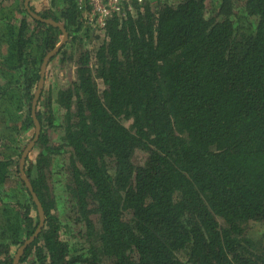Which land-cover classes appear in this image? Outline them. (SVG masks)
<instances>
[{"label": "trees", "instance_id": "16d2710c", "mask_svg": "<svg viewBox=\"0 0 264 264\" xmlns=\"http://www.w3.org/2000/svg\"><path fill=\"white\" fill-rule=\"evenodd\" d=\"M51 2L68 37L25 159L39 231L20 159L64 32L0 4V264L31 236L17 264H264V0H123L105 39ZM58 56L75 78L45 100Z\"/></svg>", "mask_w": 264, "mask_h": 264}, {"label": "water", "instance_id": "95a60500", "mask_svg": "<svg viewBox=\"0 0 264 264\" xmlns=\"http://www.w3.org/2000/svg\"><path fill=\"white\" fill-rule=\"evenodd\" d=\"M30 1L31 0H25V6L27 8V10L30 12V14L38 19V20H43V21H46L48 23H52L54 25H57L59 26L63 32H64V35L62 37V40L61 42H59L57 44V46L50 50L46 56L44 57L43 59V63L41 65V71H40V78H39V81H38V85H37V89L35 91V94H34V99H33V102H32V114H33V117H34V120H35V124H36V132H35V136L30 140V142L28 143V145L25 147L23 153H22V156H21V159H20V173H21V177L22 179L25 181L27 187L29 188L30 192L32 193L33 195V198L35 200V202L37 203L38 205V208H39V213H40V227L43 225L44 223V210H43V207H42V204L38 198V196L36 195L34 189H33V185L28 177V175L26 174L25 172V169H24V166H25V159L26 157L30 154V152L32 151V148L33 146L35 145V142L36 140L38 139V136H39V132H40V122L36 116V107H37V103H38V100H39V97H40V94H41V91H42V88L44 86V83H45V74H46V70H47V64H48V61L50 60V58L56 54L59 50L60 47H62V45L64 44V42L66 41L67 37H68V32L65 28V26L62 24V22H58L54 19H51V18H44L42 17L41 15H39L37 12L33 11L30 7ZM40 227L38 228L40 230ZM38 230V231H39ZM33 239V236L28 239L16 252V255H15V258L13 260V263L12 264H17L22 253L24 252V249L26 248V246L28 245V243Z\"/></svg>", "mask_w": 264, "mask_h": 264}, {"label": "rangeland", "instance_id": "374dc122", "mask_svg": "<svg viewBox=\"0 0 264 264\" xmlns=\"http://www.w3.org/2000/svg\"><path fill=\"white\" fill-rule=\"evenodd\" d=\"M0 4H1V0H0ZM30 4L35 8V10L43 11L47 7H49L50 0H31ZM92 33L94 35L100 36L101 37L100 39H105L103 37V35L101 33H99V31H97V30H95V31L92 30ZM100 39L99 38L98 39H94V38L90 39L89 42H87L89 45L88 46H81L79 49H77V53L78 52L81 53L84 50H89L91 60H92V62H94L93 53H94V50L96 49L95 45L101 41ZM68 48H70V47H68ZM58 62H59V56L56 57L53 60L52 65H50V67H48L49 70H48V76H47V84H46V90L44 92V99L45 100L50 96L54 98L56 96L57 91L60 88L67 86L75 78V72H74V66L75 65H73L71 67L72 71L70 72L68 66H66V63L62 65V64H59ZM98 83H99L100 88L103 89L104 88L103 82L101 80H98ZM59 130L61 131V129H59ZM59 130H58V127H55V129L50 128V130H49L50 137L52 136V138L54 140H57L58 132H60ZM13 253H16V252L13 250Z\"/></svg>", "mask_w": 264, "mask_h": 264}, {"label": "built area", "instance_id": "2783aa9c", "mask_svg": "<svg viewBox=\"0 0 264 264\" xmlns=\"http://www.w3.org/2000/svg\"><path fill=\"white\" fill-rule=\"evenodd\" d=\"M141 1V0H139ZM79 8H91L89 18L92 20L97 17L99 27H103L109 16L114 13H121L123 0H78Z\"/></svg>", "mask_w": 264, "mask_h": 264}, {"label": "clouds", "instance_id": "9594fccd", "mask_svg": "<svg viewBox=\"0 0 264 264\" xmlns=\"http://www.w3.org/2000/svg\"><path fill=\"white\" fill-rule=\"evenodd\" d=\"M127 1H129V0H127ZM33 8H34V7H33ZM47 8L56 9V8L53 6L51 0H50V5H49V7H47ZM47 8H46V9H47ZM86 8H88V10L86 11L85 15H88V16H89V14L91 13V8H90L89 6H88V7H85V8H80V9H84V10H86ZM31 9H32V8H31ZM32 10L35 11V12H37V13H39V11L35 10V8L32 9ZM43 11H44V10H43ZM117 14H120V13H117ZM113 15H114V14H112V15L109 16L108 18L112 17ZM108 18H107V20H108ZM107 20H106V23H107ZM88 23H89L91 29H93L94 31L97 30V31H99V33H101V30H103V29L105 28V25H106V23H105V25H104L103 27H99V26H98V23H97V17L93 18L92 20L88 17Z\"/></svg>", "mask_w": 264, "mask_h": 264}, {"label": "flooded vegetation", "instance_id": "af4514ba", "mask_svg": "<svg viewBox=\"0 0 264 264\" xmlns=\"http://www.w3.org/2000/svg\"><path fill=\"white\" fill-rule=\"evenodd\" d=\"M39 13H40V12H39ZM39 13H38V14H39ZM39 15H40V14H39ZM71 70H72V68H71ZM71 70H70V72H71ZM63 88H64V87H63ZM42 207H43V206H42ZM43 210H44V209H43ZM39 227H40V223H39L38 228H39ZM38 228H37V231L39 230ZM31 237H32V236H31ZM31 237H30V238H31ZM30 238H29V239H30ZM27 240H28V239H26L25 242H26Z\"/></svg>", "mask_w": 264, "mask_h": 264}]
</instances>
